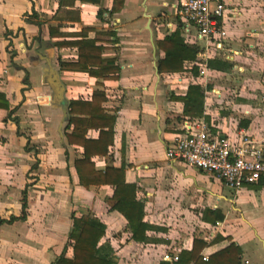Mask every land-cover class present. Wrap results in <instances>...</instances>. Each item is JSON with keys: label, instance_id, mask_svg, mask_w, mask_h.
Returning a JSON list of instances; mask_svg holds the SVG:
<instances>
[{"label": "crops", "instance_id": "crops-1", "mask_svg": "<svg viewBox=\"0 0 264 264\" xmlns=\"http://www.w3.org/2000/svg\"><path fill=\"white\" fill-rule=\"evenodd\" d=\"M178 1L125 0L119 12L104 11L101 18L98 6L76 1L80 21L60 23L52 19L57 0H0V94L8 103V109L0 106V218L19 216L24 197L27 206L24 220L0 224V264H51L68 240L71 213L105 223L102 241L113 247L115 264L172 262L168 257L190 250L194 239L204 243L200 254L207 258L233 243L241 250L240 264H264V186L246 185L232 199L221 180L165 154L187 118H204L213 132L230 140L249 134L248 86L264 82V0H223V52L212 49L207 60L233 65L228 72L209 68L200 117L183 115L182 103L170 98L186 91L190 68L205 45L195 27L178 20ZM110 6L111 0H103V8ZM58 25L65 36L52 37L50 28ZM83 27H91L88 38L104 47L103 58H115V79L60 70L58 59L76 61L77 49L55 42L80 39L75 35ZM106 30L114 31L115 42ZM175 30L186 44L198 47L196 59L184 61L182 71L160 73L164 53L156 40ZM51 67L58 70L68 109L72 99H90L97 88L105 92L103 106L116 115L113 143L107 155L91 160L100 170L123 166L125 181L134 184L143 204V221L151 226L146 242L134 241L126 219L110 209L111 186L79 184L74 160L83 149L68 144L66 124L63 137L58 134L62 114L51 102ZM97 136L96 129L85 134ZM207 210L220 211L223 219L205 221ZM66 255L71 256L70 248Z\"/></svg>", "mask_w": 264, "mask_h": 264}, {"label": "trees", "instance_id": "trees-1", "mask_svg": "<svg viewBox=\"0 0 264 264\" xmlns=\"http://www.w3.org/2000/svg\"><path fill=\"white\" fill-rule=\"evenodd\" d=\"M88 3L98 6L96 16L101 18L104 11L110 15L119 12L125 0H111L109 9L102 7L103 0H57L58 7L52 19L59 21L78 22L79 11L75 8V2ZM60 25L50 28V35L65 36L59 32ZM91 27H83L75 36H81L74 41L55 42L56 46H74L77 49L76 61H63L58 59L60 70L86 72L89 76L98 79H115L119 68L115 58H103L101 52L104 47L96 45V39L88 38ZM104 34L114 36L112 42L116 41L114 31L106 30ZM74 34V33H73ZM70 34V35H73ZM157 47L163 51V57L158 61V71L174 73L184 69V61H194L198 53V47L188 45L175 30L166 34L162 39L156 40ZM232 63L221 58L207 60V66L220 71H230ZM193 75L198 73L196 65L191 66ZM97 86H103L102 82L96 81ZM2 101L0 106L8 109V103L0 94ZM172 100L182 103L183 115L189 117H200L203 113L204 90L199 84L190 83L183 94H171ZM106 101L103 89H94L90 99H72L69 101L68 120L65 125V137L70 145H79L83 151L81 156L74 160V168L79 184L84 188L98 185H109L113 192L111 195L110 209L118 211L126 219V229L131 238L136 242H146L145 231L151 226L143 221V204L136 198L134 184L127 183L124 178L123 166H106L103 170L96 169L91 157L95 155L104 156L109 153V147L113 143V127L116 119L115 112L109 113L103 104ZM116 111V110H115ZM12 110H8V115ZM248 121H242L241 126H246ZM89 129L98 130L97 138H86ZM257 186H264V177L260 179ZM25 197L22 203L21 214L10 216L8 219L0 218V224L11 223L15 220L26 218ZM71 229L68 240L61 253L51 264H115L116 257L111 244L104 240L105 223L94 215L81 214L76 216L70 214ZM202 218L205 221L215 223L223 219V214L218 210H207ZM204 243L200 240L193 241L190 250H182L175 261H161L159 264H240L238 256L241 250L233 243L225 248L211 254L206 260L200 254ZM71 249V256L66 255L67 249Z\"/></svg>", "mask_w": 264, "mask_h": 264}, {"label": "built area", "instance_id": "built-area-1", "mask_svg": "<svg viewBox=\"0 0 264 264\" xmlns=\"http://www.w3.org/2000/svg\"><path fill=\"white\" fill-rule=\"evenodd\" d=\"M223 0H179L176 15L180 22L195 27L199 39L205 41L204 50L198 53L200 59L193 64L198 73H190V83L204 88L210 72L207 66L208 52L222 50L226 30L223 25ZM182 133L167 145L168 159L182 161L188 167L196 168L221 180L236 198L248 184H257L264 177V150L247 135L238 133L236 140H230L213 132L204 118H187L182 124ZM204 260L207 256H202ZM177 259V255L168 257Z\"/></svg>", "mask_w": 264, "mask_h": 264}, {"label": "rangeland", "instance_id": "rangeland-1", "mask_svg": "<svg viewBox=\"0 0 264 264\" xmlns=\"http://www.w3.org/2000/svg\"><path fill=\"white\" fill-rule=\"evenodd\" d=\"M224 40L223 45L225 44ZM241 48H243V46H241ZM219 52L220 55H222L223 51L220 50ZM236 76L237 75L234 74V77ZM230 77H233V75ZM249 87L250 91H248L251 92L252 95L251 100H249L248 102L251 111L249 114H246V116H249L250 118V121L252 123V129L249 132L250 135L248 133L247 134L256 143V145H258L262 150H264V82H262V86L254 87L250 85L248 86V88ZM241 115L242 113H239V115H237V118H241Z\"/></svg>", "mask_w": 264, "mask_h": 264}, {"label": "water", "instance_id": "water-1", "mask_svg": "<svg viewBox=\"0 0 264 264\" xmlns=\"http://www.w3.org/2000/svg\"><path fill=\"white\" fill-rule=\"evenodd\" d=\"M52 72L49 78V88L52 92L51 102L55 104L61 111V119L58 126V134L63 137V128L68 120V101L64 97V85L60 80L58 70L51 67Z\"/></svg>", "mask_w": 264, "mask_h": 264}]
</instances>
